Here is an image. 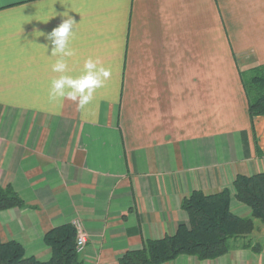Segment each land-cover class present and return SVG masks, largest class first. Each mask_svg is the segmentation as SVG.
<instances>
[{
  "label": "crops",
  "instance_id": "obj_1",
  "mask_svg": "<svg viewBox=\"0 0 264 264\" xmlns=\"http://www.w3.org/2000/svg\"><path fill=\"white\" fill-rule=\"evenodd\" d=\"M64 12L77 23L67 75L89 57L110 71L83 108L48 94L59 74L45 46ZM260 66L264 0H0V185L29 206L0 211V243L47 261L46 232L77 221L83 264H119L174 235L183 198L264 173V116H250L242 80ZM231 210L251 216L236 199ZM164 264H264V250Z\"/></svg>",
  "mask_w": 264,
  "mask_h": 264
},
{
  "label": "trees",
  "instance_id": "obj_2",
  "mask_svg": "<svg viewBox=\"0 0 264 264\" xmlns=\"http://www.w3.org/2000/svg\"><path fill=\"white\" fill-rule=\"evenodd\" d=\"M252 119L264 116V66L242 76ZM233 191L224 189L213 194L194 191L181 201V208L189 216L188 223L178 226L174 235L147 240L143 247L127 251L119 264H164L182 255L201 261L214 260L235 249L264 250V245L252 239L256 221L264 223V173L252 176L238 175ZM236 199L251 210V216L242 217L232 212L231 201ZM29 207L9 184L0 185V211ZM77 230L73 224H64L46 232L45 244L51 257L41 261L28 257L22 244L16 241L0 243V264H83L76 250ZM258 241V240H257Z\"/></svg>",
  "mask_w": 264,
  "mask_h": 264
},
{
  "label": "clouds",
  "instance_id": "obj_3",
  "mask_svg": "<svg viewBox=\"0 0 264 264\" xmlns=\"http://www.w3.org/2000/svg\"><path fill=\"white\" fill-rule=\"evenodd\" d=\"M52 13L53 14L49 16L48 20L57 15L54 8H52ZM61 15L66 18L62 20V23L58 27L48 34L50 45L45 46L46 51H48V47L51 48L50 55H46L49 60L55 58L54 62L51 63V71L59 74L51 80L48 94L50 99H69L73 102H77L78 108H83L90 102L94 90L102 86L104 79L109 78L110 71L102 66L98 68L100 64L99 59L93 60L89 57L84 61V69L86 71L83 76L73 78L67 75V58L76 56V50L70 45L76 34L75 29L77 23L67 12Z\"/></svg>",
  "mask_w": 264,
  "mask_h": 264
},
{
  "label": "built area",
  "instance_id": "obj_4",
  "mask_svg": "<svg viewBox=\"0 0 264 264\" xmlns=\"http://www.w3.org/2000/svg\"><path fill=\"white\" fill-rule=\"evenodd\" d=\"M73 225L75 226L77 230L76 250H77V253L81 254L82 252L85 251L87 247L89 236L79 222L76 221L73 223Z\"/></svg>",
  "mask_w": 264,
  "mask_h": 264
},
{
  "label": "rangeland",
  "instance_id": "obj_5",
  "mask_svg": "<svg viewBox=\"0 0 264 264\" xmlns=\"http://www.w3.org/2000/svg\"><path fill=\"white\" fill-rule=\"evenodd\" d=\"M251 74V71H247L245 74H244V76H245V78L247 77H249V75ZM260 221H256V226H259L260 225ZM256 231H254L253 232V234H252V239H253V241L255 242V239L254 238H257V236H256ZM254 237V238H253ZM258 240V241H257ZM256 240V242L258 243V242H260L262 245H264V239H257Z\"/></svg>",
  "mask_w": 264,
  "mask_h": 264
}]
</instances>
